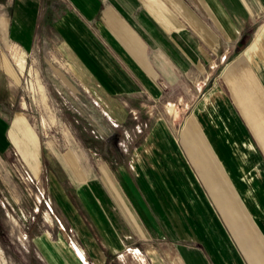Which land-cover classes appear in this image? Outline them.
<instances>
[{
    "label": "crops",
    "instance_id": "1",
    "mask_svg": "<svg viewBox=\"0 0 264 264\" xmlns=\"http://www.w3.org/2000/svg\"><path fill=\"white\" fill-rule=\"evenodd\" d=\"M190 2L0 0V154L16 145L36 171L48 146L12 108L29 63L75 103L72 112L94 104L115 122L143 109L150 116L153 102L179 104L184 93L169 100V84L207 83L190 102L200 127L190 122L178 134L194 169L162 118L118 171L124 196L99 163L94 176L78 148L57 159L54 198L76 235L54 240L50 264H264V111L241 109L232 89L247 72L264 92V0ZM17 115L37 142L17 124L10 136Z\"/></svg>",
    "mask_w": 264,
    "mask_h": 264
},
{
    "label": "rangeland",
    "instance_id": "2",
    "mask_svg": "<svg viewBox=\"0 0 264 264\" xmlns=\"http://www.w3.org/2000/svg\"><path fill=\"white\" fill-rule=\"evenodd\" d=\"M183 1L191 4V0ZM38 70V68L34 69L30 63L28 68L23 70L21 82L15 87L12 108L30 118L48 146V149L43 151L44 156L48 153V158H44L42 167L39 168L38 164V171H36L21 156L16 145L14 147L18 154L11 148L6 156L0 154V264H50L53 260L50 259L52 255L49 252L54 254L53 248L59 249L60 246L55 244L54 240L60 236L74 238L73 236L76 235L75 229L67 226L62 217L60 208L63 203L60 204L59 200L54 198L50 179L53 172L62 173L63 167L57 159H60L66 151L70 152L71 149L78 148L88 159V166L91 167L94 176L98 175L96 164L99 163L105 182L108 186L111 184L110 190L118 191L121 196H124L122 190L124 187L122 188L121 185L122 174L118 171L129 164L128 159L131 151L135 150V143L139 144L150 130V125L162 118L187 162L193 168L187 151L179 143L178 134L180 129L190 122L195 127L199 126L191 114L190 102L197 92L201 94L206 90V81L200 84L186 83L181 86L169 84V100H176L174 95L176 90L184 93V99L179 104L166 106L162 102H153L150 116L143 109L135 118L128 117L122 122H115L94 104L93 108L91 104L80 105L85 111L82 115L72 112L70 108H74L75 103L72 105L73 101L65 102L59 94H56L53 84L43 83ZM42 70L45 74V68ZM242 84L249 95L253 93V97L250 95V100H244L241 97L240 91L242 96L244 95ZM242 84H232L234 97L239 107L251 109L258 106L264 111V92L255 79L244 72ZM140 103L142 104L143 100H137V104ZM252 103L255 105L253 106ZM15 124L20 136H23L22 129L25 127L24 132L29 133L37 142L35 130L24 115L15 117L10 136L12 129L16 128ZM155 130L156 134H163L164 128L161 121ZM119 162H123L124 165ZM61 175L60 177H63ZM66 191L78 210L77 217L80 218L81 205L77 201L76 193L74 194L75 188L68 187ZM84 220L91 225L86 216ZM92 233L94 234L93 228ZM58 252L63 251L58 250Z\"/></svg>",
    "mask_w": 264,
    "mask_h": 264
},
{
    "label": "bare ground",
    "instance_id": "3",
    "mask_svg": "<svg viewBox=\"0 0 264 264\" xmlns=\"http://www.w3.org/2000/svg\"><path fill=\"white\" fill-rule=\"evenodd\" d=\"M17 51V50H16ZM21 52V51H20ZM22 58V57H21ZM26 59V58H25ZM24 59V60H25ZM19 63L21 64V68L23 69L24 68V62L23 61H19ZM26 68H24V70H25ZM79 251V250H78Z\"/></svg>",
    "mask_w": 264,
    "mask_h": 264
}]
</instances>
